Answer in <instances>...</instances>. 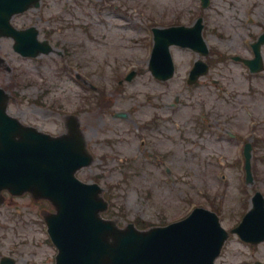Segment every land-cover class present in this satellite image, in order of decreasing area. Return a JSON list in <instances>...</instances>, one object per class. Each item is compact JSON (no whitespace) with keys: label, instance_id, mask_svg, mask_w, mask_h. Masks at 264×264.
<instances>
[{"label":"rangeland","instance_id":"1","mask_svg":"<svg viewBox=\"0 0 264 264\" xmlns=\"http://www.w3.org/2000/svg\"><path fill=\"white\" fill-rule=\"evenodd\" d=\"M198 17L212 54L201 58L171 47L173 77L154 79L147 67L152 28L190 26ZM13 22L34 25L55 52L23 58L13 52L11 40L0 38V87L13 98L8 113L51 135L65 130L68 115H76L94 156L76 175L113 191L112 217L162 225L198 206L216 209L229 231L255 191L264 197V71L249 74L232 61L251 58L249 45L264 31V0H210L205 9L199 0H42ZM261 54L264 63V46ZM197 59L211 65L189 85L187 73ZM131 71L135 76L125 82ZM99 88L112 105L109 111L96 104ZM117 113L126 119L117 120ZM153 123L159 126H146ZM245 141L252 145V184L245 183ZM52 211L27 194L4 195L0 258L53 264L56 250L43 223ZM255 262L264 264V242L251 245L234 234L216 259V264Z\"/></svg>","mask_w":264,"mask_h":264},{"label":"water","instance_id":"2","mask_svg":"<svg viewBox=\"0 0 264 264\" xmlns=\"http://www.w3.org/2000/svg\"><path fill=\"white\" fill-rule=\"evenodd\" d=\"M32 4L37 6L38 0H0V13L8 15L0 18V29L8 25L9 16ZM200 29L197 24L192 30H156L150 61L153 74L171 76L169 45L193 47L199 42L202 47ZM8 34L16 41L15 51L23 55L49 51L46 43L35 41V31L24 35L10 29ZM263 38L254 45L257 59ZM5 102L0 90V190L6 188L13 194L28 190L35 198H46L53 204L56 213L45 220L58 249L56 264H212L226 238L214 214L195 210L184 221L147 232H138L132 225L118 229L99 217L105 205L98 198V187L74 178L75 171L90 162L74 120L68 122L65 135L53 138L8 117ZM249 157L246 152L247 170ZM236 232L251 242L264 239V208L259 194Z\"/></svg>","mask_w":264,"mask_h":264}]
</instances>
